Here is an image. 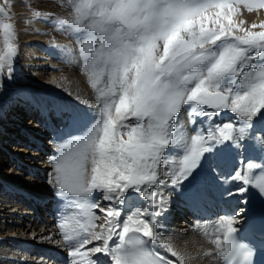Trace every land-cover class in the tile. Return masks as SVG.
<instances>
[{
  "label": "rangeland",
  "instance_id": "rangeland-1",
  "mask_svg": "<svg viewBox=\"0 0 264 264\" xmlns=\"http://www.w3.org/2000/svg\"><path fill=\"white\" fill-rule=\"evenodd\" d=\"M36 34L44 36L45 44L34 45ZM61 45L69 54H85L91 71L105 59L108 68L114 69L108 75L117 74L127 83L122 95L126 96L125 113L120 123L113 122L119 153V168L111 178L116 194L126 188L140 190L145 183L158 180L160 153L176 144L167 136L168 124L188 102L220 118L223 137L236 136L242 122L244 131L249 130L251 114L264 124V0H0V112L7 119L35 96L71 99L70 91L61 89V84L70 85L69 79L60 76L61 82L40 85L28 72L38 68L40 47L54 53ZM61 57L57 72L65 74V54ZM57 105L65 104H53ZM31 116L37 118L35 111L21 121L16 118L14 129L26 128ZM82 128L78 123L75 136ZM14 146L24 143H3L4 154ZM4 154L0 156V179L6 177L3 171L12 168L2 163ZM27 174L23 173V179ZM15 177L20 180L19 175ZM32 180L39 183L37 177ZM4 193L0 191L1 197L9 196ZM106 199H100L101 210L107 206ZM101 218L106 220L103 211Z\"/></svg>",
  "mask_w": 264,
  "mask_h": 264
},
{
  "label": "bare ground",
  "instance_id": "bare-ground-1",
  "mask_svg": "<svg viewBox=\"0 0 264 264\" xmlns=\"http://www.w3.org/2000/svg\"><path fill=\"white\" fill-rule=\"evenodd\" d=\"M116 37L114 35L115 39ZM45 40L43 35L36 34L32 42L34 45H43ZM74 49L72 46V51ZM44 52L40 47L42 55L39 56L38 68L28 72L40 85H49L56 80L61 82L60 76L63 80L69 79L70 85L61 84V89L69 90L68 96L71 99L53 100L35 96L30 104L23 103L17 112H10V119L0 112V156L4 154L3 143H24V146L11 147L9 151L12 153L4 154L2 162L11 165L13 169L3 171L6 177L0 179V191L11 197L0 195V264L40 263L27 252H19L16 246L20 248L24 242L51 244L54 240L53 233L45 231L35 219L32 221L33 213L28 212L25 207L28 205L29 209L33 208L32 204L35 206L38 197H42L40 204H45V212H48L53 199H47L57 195L55 190L60 187L78 195L80 204L83 203V214H87L91 224L93 222V230H96L95 242L102 241L95 249L102 248L107 240L118 238L129 229H144L176 256V260L171 258V263L220 264L209 242L196 233L193 226L197 224L191 221V226L184 225L178 220L176 212L180 213L185 205L182 192L198 183L205 187L215 174L222 172H232L238 180L247 176L250 178V172L255 166L264 165V124L257 122V116L253 117L251 114L249 120L252 121V127L244 131L245 124L242 122L236 128V136L228 135L225 140L219 128L223 121L207 113L199 105L188 102L168 124L170 132L167 136L176 140V144L171 143L170 147L160 153L162 160L158 180L151 182L152 184L145 183V187L140 190L126 188L116 194V185L111 178L119 168L116 158L119 153L113 137V122H118L125 113L126 96L122 95L127 90V83L117 74L112 77L108 75L114 69L110 70V66L108 68L105 59H102L100 66L92 67L96 71H91L87 64L89 59L85 54L84 57L81 56L79 51L72 52L75 54L72 55L61 45L54 53ZM64 54L62 60L68 70L65 74H59L58 61ZM26 70L24 67L23 72ZM56 103L65 105L53 106ZM24 107L26 111L22 109ZM27 110L31 114L35 111L37 118L31 116L25 122L26 128L14 129L17 128L14 120L24 119L28 115ZM78 123L83 128L75 136ZM6 126L13 128L7 131ZM10 132L12 134L7 136ZM33 148L36 151H30ZM14 169L20 172H13ZM27 171L29 174L23 179V173ZM15 175L20 176L19 181ZM35 177L39 180L36 185L32 180ZM97 194L107 197V206L103 210L98 208L101 205L91 203ZM12 199L20 200L25 206ZM90 205L95 206V209ZM101 211L106 220L101 218ZM96 221L98 223L95 224ZM3 231L5 235L2 234ZM28 232L30 233L27 234Z\"/></svg>",
  "mask_w": 264,
  "mask_h": 264
}]
</instances>
